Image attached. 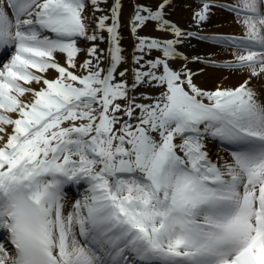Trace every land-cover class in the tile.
<instances>
[{
    "label": "snow or ice",
    "instance_id": "6c2138e0",
    "mask_svg": "<svg viewBox=\"0 0 264 264\" xmlns=\"http://www.w3.org/2000/svg\"><path fill=\"white\" fill-rule=\"evenodd\" d=\"M171 7L135 0L128 49L122 0H0V264H264V0ZM193 39L245 78L199 85Z\"/></svg>",
    "mask_w": 264,
    "mask_h": 264
},
{
    "label": "bare ground",
    "instance_id": "6f19581e",
    "mask_svg": "<svg viewBox=\"0 0 264 264\" xmlns=\"http://www.w3.org/2000/svg\"><path fill=\"white\" fill-rule=\"evenodd\" d=\"M110 2L111 0H109V3ZM171 3L172 7L169 9V18L178 22L181 26H186L189 27L190 30H194L196 26L193 24V11L199 6V2H196L195 0H171ZM226 26H230L231 30H223L219 28ZM234 26H240L241 28V25L236 22L235 14L221 8H215L206 24L205 31L209 33H239L233 30ZM151 31V28L145 29V32ZM185 50L190 56H202L204 58L218 60H227L232 53L231 49L224 48L223 46L211 42L198 41L196 39H193L191 44L186 46ZM177 62L179 64L181 63V61ZM187 66L194 72V80L199 85L207 88H213L219 85L232 86V84H236V82H241L247 75V73L241 72L237 69L215 67L210 64L202 63L199 60H190L188 61ZM222 73H226V76L230 78L226 83L222 79ZM260 78L264 81V77H253L251 83L253 87L256 88L258 98H261L262 102H264V89L261 87L263 89V95L257 90ZM215 145H217L215 142H210L208 144V150L213 159L216 158L218 153L226 156L219 150V145L218 147Z\"/></svg>",
    "mask_w": 264,
    "mask_h": 264
},
{
    "label": "rangeland",
    "instance_id": "374dc122",
    "mask_svg": "<svg viewBox=\"0 0 264 264\" xmlns=\"http://www.w3.org/2000/svg\"><path fill=\"white\" fill-rule=\"evenodd\" d=\"M232 1H236V0H232ZM122 2H123V10H122V14H121V24H122V36L124 37L123 43H124V45L128 49H131L133 47V44H134V37L130 33V21H129V17H130V14L132 12V8H133V5H134L135 0H122ZM230 26H232V25H230ZM230 26L219 27V28L220 29H223V30H231ZM233 30L236 31V32H241L240 26L239 27L234 26ZM176 66L177 67L179 66L178 62H176ZM222 77H223L222 79H223V81L225 83H226V81L228 79H230V78H228L226 76V73H222ZM258 83H259L258 86L260 88L258 87L257 90L261 94H263L264 81L260 78V80L258 81ZM236 84H238V83L236 82ZM236 84H232V86H235ZM73 200H74V198H73Z\"/></svg>",
    "mask_w": 264,
    "mask_h": 264
}]
</instances>
